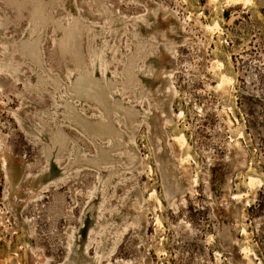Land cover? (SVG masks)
Here are the masks:
<instances>
[{
	"label": "rangeland",
	"instance_id": "374dc122",
	"mask_svg": "<svg viewBox=\"0 0 264 264\" xmlns=\"http://www.w3.org/2000/svg\"><path fill=\"white\" fill-rule=\"evenodd\" d=\"M10 2L13 7L0 0V23L6 24L4 37L16 50L22 80L14 81L12 74L0 70V264H245L242 227L256 254L254 263L264 264V0L246 7L227 5L226 0ZM40 2L49 21L38 70L51 76L39 90L35 63L19 46ZM164 13L176 28L171 34L173 53L162 61L172 79L150 75L133 82L125 102L135 109L121 103L115 79L110 78L106 87L99 68L78 86L72 83L78 60L90 61L93 32L110 26L109 45L120 41L116 58L126 49V60L133 61L126 46L133 22L141 17L153 22L155 15L161 18ZM68 14L79 22L81 36L78 28L73 30L75 38L54 32ZM215 18L222 31L206 32V24ZM122 21L129 31L120 40L116 29L122 28ZM159 40L147 39L157 56L164 39ZM135 41L141 45L140 38ZM78 44L81 56L76 54ZM215 59L229 62L235 77L227 96L216 90ZM118 67L123 71L125 65L120 61ZM168 82L175 91L172 96L164 91ZM106 88L108 103L103 105L95 93ZM54 108L61 111L60 121L70 118L62 125L67 144L60 166L49 168L40 190V175L47 166V132L58 119ZM165 119L172 125L162 124ZM37 129L45 132L41 139ZM95 130L105 139L95 136ZM178 130L189 142L186 165L180 161L185 152L177 149L173 138ZM238 130L244 137L235 148ZM81 151L109 162L116 174L105 188L99 179L104 175L99 177L89 165L62 180L68 156ZM133 152L137 158L132 162ZM183 168L191 180L198 176L191 189ZM249 173L260 183L252 189L245 184ZM164 174L182 186L181 193L166 195ZM152 190L162 199V208L149 197ZM39 192L40 198L33 199ZM234 194L241 199H234Z\"/></svg>",
	"mask_w": 264,
	"mask_h": 264
},
{
	"label": "bare ground",
	"instance_id": "6f19581e",
	"mask_svg": "<svg viewBox=\"0 0 264 264\" xmlns=\"http://www.w3.org/2000/svg\"><path fill=\"white\" fill-rule=\"evenodd\" d=\"M3 1L6 5L13 7L10 0H7V1L3 0ZM14 1H16V0H14ZM24 1H26V0H21L22 3H24ZM216 1L217 0H209V2L212 4L213 3L215 4ZM226 1L228 3V4L227 3L226 4L230 5V6H236V5L242 4V6L246 7V6L254 5V0H226ZM214 6H216V5H214ZM45 11H46L45 6L41 2L36 5L35 12L32 16L28 30L25 32V34H24V36L20 42V46H19V48L21 50L28 51L27 57L30 58L35 63L36 69L34 70V72L37 74L35 86L39 90L42 89V85H46L50 82L47 78V75L51 76L50 73H47V75H46V74H43V72L38 70V67H40L41 63H42L43 34L45 33V29H46V26H47L48 21H49L48 20L49 18L47 17ZM0 17H2L1 10H0ZM136 19H138V21H134L132 24V26L134 28L132 37L128 40L127 45H126L130 49L131 55H133L134 60L133 61L132 60L131 61L126 60L128 58L126 56V53H125L126 49L125 50L122 49L120 59L116 58V54H117L118 49L120 47L119 46L120 41H119V43L115 42L114 47L109 45L108 35L110 33L111 27L108 26L107 28H104L103 30L101 29V31L99 33L93 32V34L91 35L92 41L90 42V45H89V60L90 61L86 64L85 61L83 60V58H81V60H78V63L75 66L76 67L75 70L70 75V78H71L73 84L78 86L81 83V80L83 77L95 75L94 74L95 69L99 68L100 73L103 75L104 80L107 82L106 87L109 86V79L110 78L115 79L116 91H118L121 87V91L119 93L121 103L126 104V105H130V107H133L130 104V102H128V103L125 102V96L127 94L131 93L130 89H131V84L133 82L135 83V82H137V80L143 81V80H145L146 76H150V75L151 76L153 75V76L160 78V79H162L163 76H168L170 78L172 77V73L170 72L168 74V72L162 66L163 58L169 52L171 54L173 53V49L171 48L173 46V40L171 39V34H173L175 32V29H176L174 27V25L172 24V22L170 21L167 13H164L161 16V18H160L159 14L155 15L154 19H152L153 22H151L150 21L151 19L147 18V17H143V18L141 17V18H136ZM122 22H123L122 28L116 29L117 36L120 37V40H121V37L124 34H127L129 31L127 29L126 22L125 21H122ZM77 28H78L79 34H80L81 26L79 25V22H77L76 19H73L71 14H68V16L65 19H63L62 21L59 22V27H58V29L55 28L54 32H58V31L61 32L64 39L67 38L68 36L69 37L73 36L75 38L73 30L74 29L77 30ZM5 30H6V24L0 23V45H2V47H3V58H0V70L5 71L9 74H12L14 81L22 80V77H21L22 73L20 71L21 63L16 61V59H15L16 50L13 49L11 43H9L4 37L3 31H5ZM205 30L208 33H220L222 31V29H221V25H220L218 18H215L211 23L206 24ZM80 36H81V34H80ZM97 37L99 38V42L95 41V39ZM139 38L141 39V45H137V43L135 41ZM148 38L150 39V41L151 40H159V38L164 39V41L162 43L163 48L161 49L162 52L158 56L156 55V53H154L153 45L147 41ZM56 41L57 40L55 38L54 42H56ZM69 43L70 42H67V44H69ZM77 46L78 47H76V54L81 56L80 44H78ZM140 60L142 62L141 64H140ZM120 61L123 62L125 65V68L123 71H120V68L118 67V63ZM112 64H114V68H115L113 71L110 70V65H112ZM212 64H213L212 69H214V73H215L214 75L217 76L216 90L220 91L222 93V95L227 96V94L230 92V90L234 87L233 85L235 83V77L230 70L231 65L229 62L226 64L225 62H223L219 59H215V61H213ZM108 72L110 73V75L108 74ZM123 77L125 78V81H124ZM28 83L31 85L34 84L31 80H28ZM148 84H149V81H148ZM169 84L170 83L168 82L164 86V91L170 92V95L172 96L175 91L172 92L171 86H169ZM108 90L109 89L106 88L103 92L98 91L95 93L99 97V98H97L98 103H103V105L108 103V101L106 99V95H108ZM150 90L154 96V93H153L151 88H150ZM157 93H159V91H157ZM159 99H160V97H159ZM142 103H143L142 101L138 102V104H140V105H142ZM227 105H229V104H227ZM228 107H230V106H228ZM230 109H231V107H230ZM54 110L58 116V119L55 120V128L54 129L52 128L50 132H47L48 133V140L45 142V147L47 150L46 151L47 152V156H46L47 166L43 169V172L40 175L39 184L43 185V186L38 185V189H40V190H43L45 185H46L45 183L42 182V178L47 177V175H48L47 172H48L49 168L52 167V165L54 167L60 166V162L63 159L62 152L64 151L65 145L67 144V137H66V134L64 133V129H63L62 125L64 123L70 122V118L64 117V120L60 121L59 117L61 115V111L59 109H56V108H54ZM134 112H135V114L137 113L136 110ZM130 113H133V111H126V114H130ZM178 116L183 118V112H180ZM43 118H44L43 120H44L45 124L49 125L47 118L46 117H43ZM159 119H162V118L159 116L158 120ZM66 121H68V122H66ZM82 123H84V122L82 121ZM162 124L172 125V120L171 119H165V120H163ZM163 127H165V126H163ZM174 129H176V127H174ZM37 131H38L37 135H39V138L41 139V135L44 134L45 132L41 131L40 129H37ZM95 134H96L95 136H97V137L101 136L102 138L105 139V137L103 135H101L98 132V130H95ZM120 135H121V133H120ZM171 137L172 136H170V138ZM237 137L238 138H237L236 143H235V148L240 147V143L238 142V139H242L244 137V133L242 131L238 130ZM173 138H174V142L177 145V149L180 152H185L184 153L185 159L180 160L181 163L185 164V165L188 164L189 160H190V154H189V142H188L186 134L183 132V130H178V132L174 135ZM179 156H180V154H179ZM136 158H137V156L133 152V155L131 156V161L133 162ZM68 162H69L68 168L66 167V170L65 171L63 170L64 173H63V176L61 177L62 180H65L66 177H68V175L71 174L70 173L71 171L78 170L81 167L89 165L90 167H93L95 170H97L99 172V177L101 176V174L104 175L103 179L102 178H99V179L101 181H103V185L105 188L108 184H110L111 178H113V176L116 174V173H112L109 170V162L106 163L105 160H103L100 155H95L94 157L89 158L82 151L77 153V154L72 152L68 156ZM117 163H112V165H116ZM4 166H5V170H6V160H4ZM183 169H184L183 173H184L185 181L187 182L188 188L191 189V187H193L194 184H197L198 176H195L194 179L191 180L189 177L188 170L186 168H183ZM104 172H105V174H104ZM12 174H13V172H12ZM169 177H170V175H166V174H164V177H163V183L162 184H163V188H164L166 195H168V193H181L182 186L176 185L174 181L173 182L169 181L168 180ZM58 180H54L53 184L58 183ZM37 181H38V179L34 180L32 185H36ZM258 183H259V179L255 175V173H249L247 175V179H246L245 184L247 185V187L249 189H252ZM28 188L31 189L32 186L29 185ZM32 192H34V191L32 190ZM40 196H41L40 192L35 193L33 196V199L40 198ZM149 197L155 201L156 205H158V208L163 207L162 199L159 197L156 190H152V193H150ZM241 197L242 196L240 194H234V196H233V198L236 200L241 199ZM180 200L183 203L185 202L184 199H180ZM237 202H239V201H237ZM155 223L158 225V227L161 225V221L158 217H156ZM240 233L244 237L243 243L241 244V247H240L241 253L243 255L242 257H244L243 259L245 260L244 262H245V264H255L253 257H256V254L254 253V251L251 247V244L249 242L248 232H247L246 228L242 227ZM99 260H100V255L97 253L96 262L98 263ZM69 264H76V263L71 262ZM122 264H129V263L122 262Z\"/></svg>",
	"mask_w": 264,
	"mask_h": 264
}]
</instances>
